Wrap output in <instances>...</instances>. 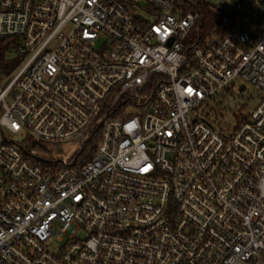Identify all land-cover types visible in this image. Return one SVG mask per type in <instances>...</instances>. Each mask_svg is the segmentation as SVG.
<instances>
[{
    "label": "built area",
    "instance_id": "1",
    "mask_svg": "<svg viewBox=\"0 0 264 264\" xmlns=\"http://www.w3.org/2000/svg\"><path fill=\"white\" fill-rule=\"evenodd\" d=\"M206 7L186 41L173 0H0V264H264V0ZM235 80L231 131L195 116Z\"/></svg>",
    "mask_w": 264,
    "mask_h": 264
},
{
    "label": "rangeland",
    "instance_id": "2",
    "mask_svg": "<svg viewBox=\"0 0 264 264\" xmlns=\"http://www.w3.org/2000/svg\"><path fill=\"white\" fill-rule=\"evenodd\" d=\"M206 3L219 8L222 11H229L230 8L235 6V3L239 0H203ZM259 9V7H258ZM257 9V10H258ZM263 17L264 10H260L256 15L251 14L249 21H255L257 18ZM248 30H253L250 24L245 23V27ZM198 38L196 29L190 30L184 40L193 41ZM0 52V83L10 80L16 71V67L19 64V59L14 55L15 52L20 53L16 46L15 39ZM18 42L21 39L17 40ZM15 51V52H14ZM241 85H245V88L241 90ZM260 98L259 92L254 88L253 84L249 82H243L241 80H235L229 82L219 92L213 94L212 98L207 99L204 103L199 104L195 110V116L206 118L210 122H215L219 128L224 131H231L236 124L235 116L237 114L247 115L255 106ZM18 141L24 143L27 147H30L33 143L32 139H26L24 135L19 136ZM75 142V139L64 140L59 143H52V151H67L71 145Z\"/></svg>",
    "mask_w": 264,
    "mask_h": 264
},
{
    "label": "trees",
    "instance_id": "3",
    "mask_svg": "<svg viewBox=\"0 0 264 264\" xmlns=\"http://www.w3.org/2000/svg\"><path fill=\"white\" fill-rule=\"evenodd\" d=\"M183 12L191 11L197 15L196 26L201 37L209 34L219 17L206 7L203 0H173ZM13 38H0V52L13 41Z\"/></svg>",
    "mask_w": 264,
    "mask_h": 264
},
{
    "label": "water",
    "instance_id": "4",
    "mask_svg": "<svg viewBox=\"0 0 264 264\" xmlns=\"http://www.w3.org/2000/svg\"><path fill=\"white\" fill-rule=\"evenodd\" d=\"M240 89L243 90L244 89V85H242Z\"/></svg>",
    "mask_w": 264,
    "mask_h": 264
}]
</instances>
